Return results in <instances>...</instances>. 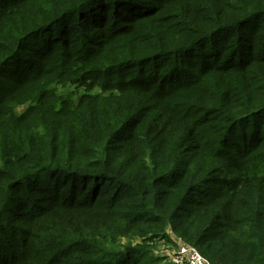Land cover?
I'll return each instance as SVG.
<instances>
[{
  "label": "trees",
  "instance_id": "obj_1",
  "mask_svg": "<svg viewBox=\"0 0 264 264\" xmlns=\"http://www.w3.org/2000/svg\"><path fill=\"white\" fill-rule=\"evenodd\" d=\"M264 264V0H0V264Z\"/></svg>",
  "mask_w": 264,
  "mask_h": 264
},
{
  "label": "built area",
  "instance_id": "obj_2",
  "mask_svg": "<svg viewBox=\"0 0 264 264\" xmlns=\"http://www.w3.org/2000/svg\"><path fill=\"white\" fill-rule=\"evenodd\" d=\"M177 249L168 257L172 264H210L195 248L178 240Z\"/></svg>",
  "mask_w": 264,
  "mask_h": 264
},
{
  "label": "rangeland",
  "instance_id": "obj_3",
  "mask_svg": "<svg viewBox=\"0 0 264 264\" xmlns=\"http://www.w3.org/2000/svg\"><path fill=\"white\" fill-rule=\"evenodd\" d=\"M170 237L174 241V244H175L174 246H172V244H166V246L163 244H160V246H158V252L166 256L167 259L177 249V245L175 243L176 242L175 237L173 235H171Z\"/></svg>",
  "mask_w": 264,
  "mask_h": 264
}]
</instances>
